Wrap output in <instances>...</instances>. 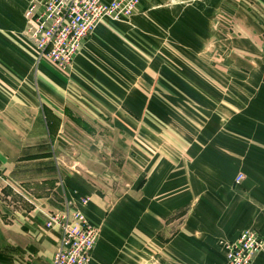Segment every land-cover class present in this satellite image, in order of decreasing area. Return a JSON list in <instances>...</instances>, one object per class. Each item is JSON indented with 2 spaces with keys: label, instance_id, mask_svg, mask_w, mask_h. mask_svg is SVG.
<instances>
[{
  "label": "crops",
  "instance_id": "1",
  "mask_svg": "<svg viewBox=\"0 0 264 264\" xmlns=\"http://www.w3.org/2000/svg\"><path fill=\"white\" fill-rule=\"evenodd\" d=\"M120 33L104 25L97 28L85 41L69 78L57 76L43 63H0L6 69L0 71V264H52L61 229L48 228L45 213L62 208V197L92 224L102 226L90 264H228L225 243L246 230L258 231L264 244L262 45V60L257 55L253 65L257 75L248 77L250 89L240 95L241 100L255 103L250 112L247 103L245 111L241 109L235 124L239 139L226 135L218 149L214 135L205 139L201 154H195L190 192L185 193L184 173L177 167L166 186L163 177L153 192L146 185L139 203L144 218L131 215L125 234L115 236L118 224L107 214L117 206L118 188L105 182L99 187L83 172L61 167L55 153L66 134H87L89 116L105 112L100 102L104 97L97 92L114 78L105 79L97 69L107 65L108 46L115 52L112 64L120 66V52L126 50ZM91 159L81 163L86 168L89 163L100 164ZM239 174L244 179L237 184ZM140 191L135 189L133 195L128 191L131 213L137 211ZM82 197H89V203L82 205ZM253 264H264V247Z\"/></svg>",
  "mask_w": 264,
  "mask_h": 264
},
{
  "label": "rangeland",
  "instance_id": "2",
  "mask_svg": "<svg viewBox=\"0 0 264 264\" xmlns=\"http://www.w3.org/2000/svg\"><path fill=\"white\" fill-rule=\"evenodd\" d=\"M45 1L0 0V63H43L57 76L69 78L73 67L60 73L38 61L39 51L27 32L30 9ZM102 25L121 30L116 37L126 49L120 52L117 68L112 64L115 52L108 46L107 65L97 69L105 79L114 78L97 92L104 97L100 102L105 112L89 116L87 134H66L55 154L65 170L83 172L99 187L105 182L118 188L117 206L107 214L118 224L115 236H121L131 215L144 218L139 203L146 185L153 192L163 177L166 186L177 167L184 173L185 193L190 192L195 154H201L205 139L214 135L217 149L226 135L239 139L235 124L241 109L245 111L247 103L250 112L255 103L241 100L240 95L250 89L248 77L257 75L253 66L257 55L262 60L264 0H140L129 16L105 19ZM73 119L79 122L78 117ZM87 157L100 164L89 163L86 168L81 159ZM56 185L60 187V179ZM135 189L141 191L137 211L131 213L128 191L133 195ZM62 199V208L45 213L47 221L68 208L78 210L72 201ZM89 201V197L80 200L82 205ZM94 225L97 244L102 226Z\"/></svg>",
  "mask_w": 264,
  "mask_h": 264
},
{
  "label": "built area",
  "instance_id": "3",
  "mask_svg": "<svg viewBox=\"0 0 264 264\" xmlns=\"http://www.w3.org/2000/svg\"><path fill=\"white\" fill-rule=\"evenodd\" d=\"M140 0H46L42 7L30 9L28 35L39 51V62H45L60 73H68L82 49L105 19L119 20L129 16ZM243 174L236 177L240 184ZM58 226L61 239L52 264H90L98 237L97 227L79 210L49 216L47 227ZM264 244L258 231H242L235 241L225 243L228 264H253Z\"/></svg>",
  "mask_w": 264,
  "mask_h": 264
}]
</instances>
